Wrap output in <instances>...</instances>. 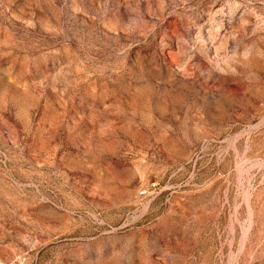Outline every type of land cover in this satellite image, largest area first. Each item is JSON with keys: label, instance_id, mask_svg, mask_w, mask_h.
Instances as JSON below:
<instances>
[{"label": "rangeland", "instance_id": "374dc122", "mask_svg": "<svg viewBox=\"0 0 264 264\" xmlns=\"http://www.w3.org/2000/svg\"><path fill=\"white\" fill-rule=\"evenodd\" d=\"M0 264H264V0H0Z\"/></svg>", "mask_w": 264, "mask_h": 264}]
</instances>
